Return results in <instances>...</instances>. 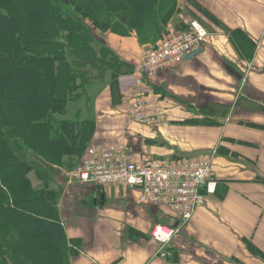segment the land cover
<instances>
[{
  "label": "crops",
  "instance_id": "crops-1",
  "mask_svg": "<svg viewBox=\"0 0 264 264\" xmlns=\"http://www.w3.org/2000/svg\"><path fill=\"white\" fill-rule=\"evenodd\" d=\"M177 1L179 15L199 20L209 35L199 53L144 79L142 90L162 100L159 121H126L134 56L147 46L139 45L135 32L122 40L113 35L118 42L110 37L101 46L123 67L115 82H109L110 70H99L104 79L94 92L91 142H128L157 156L185 159L220 147L212 157L216 193L161 245L150 236L157 220L128 198V190L119 195L111 187L74 183L65 191L60 180H40L32 189L53 192L51 207L64 230L46 252L51 264H264V184L255 180L264 175V0ZM129 50L132 57L123 60ZM112 98L124 102L111 106L117 100ZM101 109L106 113L97 117ZM242 158L255 164L247 167Z\"/></svg>",
  "mask_w": 264,
  "mask_h": 264
},
{
  "label": "rangeland",
  "instance_id": "rangeland-1",
  "mask_svg": "<svg viewBox=\"0 0 264 264\" xmlns=\"http://www.w3.org/2000/svg\"><path fill=\"white\" fill-rule=\"evenodd\" d=\"M88 1H90L88 9H93L96 11L98 22L100 24L109 26V28L107 30H102V28L99 26L92 28L89 24L90 21L87 18H85L86 23H81L82 25L78 24L72 18L71 20L69 19L65 22V25L62 27V29L60 27L57 35V41L60 43L51 48V53L49 56L51 59H53L54 65L60 66L61 69L64 68L66 73H68V78L71 79L74 84L64 89V96L59 101H48V106L53 104V106H51L53 109L52 111L46 107L34 106L30 107L31 114L28 112L23 115H21L19 112L15 113L13 120H16L17 124L14 126L20 128L21 135L30 139V141L34 136H44V134L51 139L53 137L52 132H54L56 128H62L60 125L64 126L65 124H71L70 122L72 121L76 123V127L79 130L88 127L93 129L91 134V137H93L94 119H92V117L94 115V92L100 86L99 84H101L102 79H104L99 70H110L109 76L111 78L109 79V82H115L116 78L119 76V73H121V67L123 66L120 67V64H118L111 56L112 54L110 55V53L103 51L101 43L107 44V39L109 40L110 37L115 39L113 35H117L119 40H122L120 39V36H134V30L127 26L129 24L127 21L129 18L133 21L131 23L132 25H135L134 21L137 20V18L134 19L135 16L133 15V6H130V2L127 3V8L125 10L116 9L115 6L125 0H109L110 3L107 5H109L108 8L111 7V9H106L102 4V2H106V0ZM54 2H56V0ZM58 4L61 5V7L63 6V3ZM141 6H145V4L143 3ZM63 7L65 9L68 8L67 6ZM6 10V8L3 9L4 15L7 14L5 13ZM126 11L127 13H125ZM181 11L182 10H179L177 0H156L153 3V10L151 14L146 15L142 22L140 20L138 21L139 24L135 25H141L135 34L140 42H138L139 45L144 44L145 46H152V44H155L160 40V38L163 36L162 33L166 31L170 25L180 22L181 20H183V23L184 21H188L190 18L189 15H179ZM183 11L187 12L186 9ZM52 13L53 15L57 13L61 14L56 10H53ZM198 21L199 20H197V22ZM86 24H89V26ZM15 35L17 39L23 37L21 32L20 34L19 32H16ZM14 44L17 45L15 64L20 70L22 69L20 64H24L22 62L28 58L26 54L28 53L27 47L22 39L21 41L17 40V42ZM7 45V41H2L0 43V47L3 50L7 48ZM199 51H195L192 56L199 53ZM45 54L48 55V53ZM141 56L142 54H139L134 57H137V60L139 61ZM131 57L132 53L130 50L124 52L122 55L123 60L130 59ZM134 68L135 66L132 67L131 74L135 80V75L133 73ZM109 76L107 75L106 78L108 79ZM0 78L2 77L0 76ZM134 87H136L135 84H133V88ZM53 94H56L55 86L51 87L49 91L50 96ZM115 99H117L116 102L114 101L113 105L111 106H115V103L120 105L124 102V100H120V98H112V100ZM1 102L2 100H0V104ZM105 113L106 109H101L97 113V117H99V115H105ZM0 115V118H2V120H0V133L6 132L8 129L11 130L13 126L11 125V120H9L7 117L6 112L4 111L3 114L0 112ZM124 117L126 118V121H128L127 116L125 115ZM214 122L217 123L216 121ZM25 124L27 126L26 128L23 127ZM92 141H94V139ZM5 146L6 142L1 141L0 139V158L4 155L7 156L8 154H13L15 156H13V161L11 164L10 162L6 163V161H3V164L7 165L8 171L6 168L0 170V182L6 188L5 190H3V187L0 188V264H51V260L46 253L51 244L45 241L39 234H34L35 229L33 228L34 222H32V220L33 213L35 214V211L34 208H31L33 202L30 199L35 198L38 196L37 194L40 193V198L44 200V194L52 196L53 192L40 190L39 192L35 193L36 191H33L32 186L40 180L46 182L49 180H56V182L60 180L63 185V174L76 168L80 163V157L78 158V155H56L55 159L49 158L47 165L44 166L42 163L37 161L29 151L22 153V158L20 155L14 154L16 151H10L9 146H7V149ZM219 148L220 147L216 148V150L210 155H206L202 158L213 159L219 152L218 150L221 151ZM133 149L137 152L142 151L135 149L134 147ZM37 151L39 152V150ZM5 152L7 153L5 154ZM71 152L73 153L76 151L71 150ZM227 152L230 151H223L222 153L224 154ZM231 152H233L232 156L239 157V154H237L239 151ZM1 154H3V156H1ZM210 161L211 169L213 170L212 160ZM240 161H244V164L247 167H251L253 163L255 164V160L253 158H251L250 161L242 158ZM6 172H12L15 177H19L20 180L23 179V181L15 180L8 182V180H6ZM35 175L37 176V179H35ZM255 180L264 184V175L257 174ZM19 184L28 185V188H26V195L24 194L25 196L22 199L19 194V189H24V187H21ZM217 185L218 182L212 195L216 193ZM17 186L19 189H17ZM109 187L113 188L114 192L116 189L119 195L122 191L127 192L125 189L120 187ZM67 189H69V187ZM128 192L130 195L128 198L135 200L134 198L138 194L137 191L133 190ZM93 199L94 197L91 199V201ZM97 199L99 200V197ZM124 201H126V199H124L123 202ZM44 202L45 201L41 203L42 208H38L39 212L46 211ZM141 209L152 213L156 220L160 217H163L162 219H159L157 223H168V219L164 218L165 215L163 212L160 211L159 215V210H151L147 208ZM180 232L181 231L179 230V234ZM59 263L60 262H57V264Z\"/></svg>",
  "mask_w": 264,
  "mask_h": 264
},
{
  "label": "trees",
  "instance_id": "trees-1",
  "mask_svg": "<svg viewBox=\"0 0 264 264\" xmlns=\"http://www.w3.org/2000/svg\"><path fill=\"white\" fill-rule=\"evenodd\" d=\"M54 1L55 0H0V43L2 41H7L8 43L5 50L0 47V76L2 77L0 78V100H2L0 112H2V114L4 111L6 112L13 126L11 130L8 129L6 132L0 133V139L6 142V149L7 146H9L10 151H16L14 154L22 157V153L29 151L33 157L44 166L47 165L49 158L55 159L56 155L61 156L62 154L65 156L78 155V158L80 157L81 160L85 149L92 143L90 141L93 129L88 127L79 130L76 127V123L72 121L70 122L71 124H65L64 126L60 125L62 128L55 127L56 130L52 132L53 137L51 139L44 134V136H34L30 141V139L21 135L20 128L14 126L17 124V121L13 120V116H15L16 112H19L21 115L26 112L30 113V107L34 106L46 107L52 111L53 109L51 106H53V104L48 106V101H59L64 96V89L74 84V82L68 78V73H66L64 68L61 69L60 66L54 65L53 59L49 56L51 48L60 43L57 41L58 31L60 27L62 29L66 21L73 18L78 24L82 25L81 23H86L85 18H87L92 28H96L97 26L101 27L102 30H107L109 28V26L98 22L96 11L88 9L90 4L88 0ZM155 1L156 0H125L118 3L115 8L125 10L127 8V3L131 2L132 4L130 3V6H133L134 19L137 18L134 23L137 25L139 24L138 21L141 20L142 22L146 15L151 14ZM58 3H63V6H67L68 8L65 9ZM109 3V0L102 2L106 9H111V7L108 8L109 5H107ZM143 3L145 6H141ZM4 8L7 9L5 12L7 14L5 15L3 12ZM53 10L59 11L61 14L57 13L53 15ZM125 13H127V11ZM127 21L129 23L127 26L137 33V29H139L141 25H132L131 23L133 21L130 18ZM89 24L86 25L89 26ZM16 32H19V34L21 32L23 37L17 39L15 35ZM21 39L27 47L28 53L26 54L28 58L22 62L24 64H20L22 69L19 70L15 64L17 45L14 43L17 42V40L21 41ZM45 53H48V55ZM53 86L56 87V94L50 96L49 91ZM0 120H2V118H0ZM23 127L26 128V124ZM37 150H39V152ZM71 150L76 152L72 153ZM6 153L7 152H5V154ZM1 156H3V154H1ZM13 156L15 155L8 154L0 158V170L4 168L7 170V165L3 164V161H6V163L10 162L11 164ZM6 180L11 182L20 180V178L15 177L12 172H6ZM20 181H23V179ZM19 185L24 187V189H19L17 186L22 199L26 195V188H28V185ZM2 187L3 190L6 189L0 182V188ZM33 191L37 193L36 189H33ZM37 195L38 196L35 198L30 199L33 202L31 208H34L35 211L32 220V222H34V234H39L45 241L50 243L51 246L49 248H51L59 243L58 240L64 238V230L59 220H57L56 215L53 213L50 196L44 194L43 200L40 198V193ZM43 201H45L44 207L46 211L39 212L38 208H42L41 203ZM153 209L159 210L158 208ZM159 219L162 218H158L157 221Z\"/></svg>",
  "mask_w": 264,
  "mask_h": 264
},
{
  "label": "built area",
  "instance_id": "built-area-1",
  "mask_svg": "<svg viewBox=\"0 0 264 264\" xmlns=\"http://www.w3.org/2000/svg\"><path fill=\"white\" fill-rule=\"evenodd\" d=\"M183 24L180 26V24ZM159 41L144 49L134 65V95L125 104L129 123L154 126L162 114L159 94L145 92L142 85L158 70H172L204 46L209 32L202 23L190 18L170 25ZM133 66V67H134ZM79 165L63 174L64 190L71 184L96 188L116 186L137 191L136 205L145 209L158 208L168 223H155L151 238L165 245L215 191L217 180L211 169V158H170L149 151H135L128 142L92 141ZM163 218V217H161ZM168 252H162L165 257Z\"/></svg>",
  "mask_w": 264,
  "mask_h": 264
},
{
  "label": "water",
  "instance_id": "water-1",
  "mask_svg": "<svg viewBox=\"0 0 264 264\" xmlns=\"http://www.w3.org/2000/svg\"><path fill=\"white\" fill-rule=\"evenodd\" d=\"M183 24L181 23L180 26H182ZM103 197H104V194H101L100 195V200H101V203L103 202ZM93 203H96V199L93 200Z\"/></svg>",
  "mask_w": 264,
  "mask_h": 264
}]
</instances>
